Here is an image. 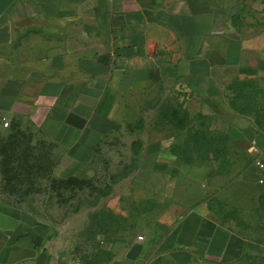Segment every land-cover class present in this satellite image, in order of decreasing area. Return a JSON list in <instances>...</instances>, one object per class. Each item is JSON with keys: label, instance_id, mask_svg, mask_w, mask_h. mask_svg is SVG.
<instances>
[{"label": "rangeland", "instance_id": "374dc122", "mask_svg": "<svg viewBox=\"0 0 264 264\" xmlns=\"http://www.w3.org/2000/svg\"><path fill=\"white\" fill-rule=\"evenodd\" d=\"M193 1L213 13L217 45L229 47L232 63L245 48L228 97L238 108L228 120L248 129L244 137L233 132L230 142L229 121L220 130V118L156 85L120 101L115 131L79 163L64 141V111H0V206L48 229L56 264H123L124 247L153 229L165 235L201 203L246 233L264 223V0ZM107 41L85 24L32 28L0 51V79L24 70L69 77L102 56ZM189 119L186 143L163 150L171 138L182 141ZM170 152L178 158L171 167Z\"/></svg>", "mask_w": 264, "mask_h": 264}, {"label": "crops", "instance_id": "0c3cea01", "mask_svg": "<svg viewBox=\"0 0 264 264\" xmlns=\"http://www.w3.org/2000/svg\"><path fill=\"white\" fill-rule=\"evenodd\" d=\"M215 23L213 13L193 0H0V51L40 26L85 24L108 39L102 56L80 70L76 65L69 77L62 70L50 77L24 70L0 79V111H64L69 121L61 123L69 134L61 139L70 158L85 163L115 131L120 101L159 85L182 92L197 107L191 110L220 118V130L229 121L232 142L233 132L244 137L248 131L228 120L236 118L228 97L246 51L240 47L232 63L229 47L217 45ZM190 129L162 149L184 145ZM167 156L170 167L178 164L171 152ZM123 251V264H264V223L246 233L201 203L170 223L165 235L153 229ZM0 264H56L48 229L17 208L0 206Z\"/></svg>", "mask_w": 264, "mask_h": 264}, {"label": "trees", "instance_id": "16d2710c", "mask_svg": "<svg viewBox=\"0 0 264 264\" xmlns=\"http://www.w3.org/2000/svg\"><path fill=\"white\" fill-rule=\"evenodd\" d=\"M233 92L235 93V91L233 90ZM236 99H231V106L232 108L235 110V111H238V108H237V104H236ZM256 112V111H255ZM190 121H188L187 125L185 126V128H190L193 126V123H192V120L189 119ZM205 138L207 139V137L205 136Z\"/></svg>", "mask_w": 264, "mask_h": 264}, {"label": "built area", "instance_id": "2783aa9c", "mask_svg": "<svg viewBox=\"0 0 264 264\" xmlns=\"http://www.w3.org/2000/svg\"><path fill=\"white\" fill-rule=\"evenodd\" d=\"M109 1H112V0H109ZM258 166L262 169H264V164L262 162H258ZM140 240H143V237H140Z\"/></svg>", "mask_w": 264, "mask_h": 264}]
</instances>
